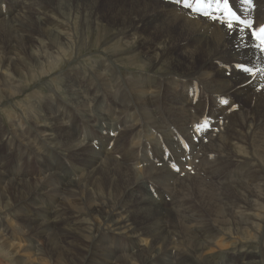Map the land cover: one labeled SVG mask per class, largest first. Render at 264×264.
<instances>
[{
  "label": "bare ground",
  "instance_id": "bare-ground-1",
  "mask_svg": "<svg viewBox=\"0 0 264 264\" xmlns=\"http://www.w3.org/2000/svg\"><path fill=\"white\" fill-rule=\"evenodd\" d=\"M254 3L252 12L235 4L260 26L264 0ZM5 5L0 0V102L29 91L75 51L79 56L86 44L71 30L79 24L103 27L104 38L122 37L181 79L164 88L161 78L128 75L97 59L70 67L67 101L56 92L43 101L27 94L23 117L0 129V213L22 204V219L11 223L26 241L16 244L0 228V253L35 254L22 264H39L44 252L53 264H264V74L238 67L264 69L251 35L166 0H23L9 11ZM82 66L92 74L88 86L76 81ZM201 84L210 92L201 93ZM43 115L56 122L57 136L42 139L48 126L36 124ZM194 120H210L213 131L202 129L200 139ZM33 155L37 177L26 169ZM34 192L43 199L51 192L52 201L25 209ZM229 242L230 251L206 255Z\"/></svg>",
  "mask_w": 264,
  "mask_h": 264
},
{
  "label": "rangeland",
  "instance_id": "rangeland-1",
  "mask_svg": "<svg viewBox=\"0 0 264 264\" xmlns=\"http://www.w3.org/2000/svg\"><path fill=\"white\" fill-rule=\"evenodd\" d=\"M12 1L15 3V6L13 5ZM17 1H23V0H6L5 9L8 8L7 11H9L11 8H16ZM71 30H72V34H73V40L74 41L84 40L85 44H86L85 45L86 49H84L82 51V53L79 54V56L77 55V51H75L71 57H68L66 60H63L60 63L59 67L51 75H48L42 81H38L37 84H35L31 89H29V91L27 90L24 93H22V95L20 97H17L14 99H8L6 101L3 100L0 102L1 103L0 104V129L4 128L3 129L4 132L8 131V129L11 127L10 122H9L10 117H16V116L23 117V111L21 110L22 109L21 106L24 104L27 94L33 95L36 98H39L41 101H43L46 99L47 96H50L53 94V92H56L64 101H67L68 100V96H67L68 91L66 89L67 79L65 76H66L67 72L69 71L70 67L77 68V65L79 62H81V63L85 62V61L90 62V60H97V59L101 62H103V61H109L111 63L114 62L116 65L120 66L119 69L122 70V72L125 74L131 75L134 73V74H141L143 76L149 75V77L152 80H156L159 78L163 79L164 80L163 81L164 82V88L167 86V84L177 82L178 80L181 79V77L179 76V75H181L180 72H178L176 70H172V69L167 70L165 67H163L166 64L163 63L162 60H161V62L158 60L160 63H156L155 61L148 60V58L145 56V53H142V51L138 50L135 45L130 44L128 42L126 43L122 37L114 38L112 35V36H108V37L104 38V37L100 36V34L103 31V27L96 28V29L88 28L85 30V28H83L82 25L79 24L76 28H72ZM105 33H107V31H105ZM99 41L107 44V48L109 50H106V48L98 47L97 43H99ZM90 43H93L92 47H88V46H90ZM112 50L118 52L120 55H115L113 53H110V52H112ZM137 57H139L140 59H138ZM143 62H147V64H152V66H147V67L141 66V63H143ZM154 66H156V68H154ZM196 66H199V63ZM87 68H88V66H82L80 68V70L84 76L76 77V81L82 83L84 86H88V81L90 80L89 77L92 76V74L89 72V70H87ZM159 68L160 69H166V70L161 72V70ZM58 84H61L62 88H59V86H57ZM200 88H201V93L205 92V91L210 92L202 84H201ZM180 89L181 88H179L177 86L174 89V91L172 92V94L174 95ZM184 93H186L188 100H190L191 97L189 95L188 90L184 91ZM255 96L256 95H254V97ZM43 98H45V99H43ZM119 98H121V95L120 94L116 95V99L119 100ZM4 99H6V98L4 97ZM251 103L253 104V100H251ZM130 109H132V108L129 107L128 111ZM53 116L56 117L55 115H53ZM27 117H28L27 118L28 122H30L29 119L31 117L28 116V113H27ZM43 117L38 119V121H37L38 124H36V125H41L44 122V126H48V128L46 130H44V134L42 135V139H44V138L48 139L51 136H53V137L57 136V133L55 132L56 122L54 120L52 121V120L47 119L48 117H46L45 115H43ZM113 121H114V119L111 120L110 125H114ZM196 124H197V122L194 120V125H196ZM30 126H33V125H30ZM112 133H113V135L116 134V132H112ZM108 134H111V132H109ZM53 150L54 149H52V147H51L50 152H52ZM193 151H195L194 146H193ZM35 160H36V157L34 155L31 157V159L26 157L25 163H26V169L29 172L35 171V177H37L36 171L38 173V171L40 169V167H39L40 165ZM50 176H51V174L47 175V177H50ZM35 181L38 182L39 178L34 179V182ZM55 187H56V185L50 186V188H49L50 191H51V189H54ZM52 197H53L52 193L50 192V194L45 197V199H46L45 200L42 197L40 198L34 192V194H32L29 198H27L24 201V202H27L25 209H28L32 212L37 211L38 209H40L41 205H43L44 203H49V201H52V199H51ZM53 203H56V200H53ZM21 206H22V204H17L15 206H13L10 209V211L0 213V228L2 230L4 228L7 229L8 236L10 237L9 239L10 240L13 239V242H15L16 244L19 242L23 243L26 241L25 240L26 236L23 237V234L19 235L14 228L15 225L11 223V222H18L22 219L23 213H22V209H20ZM262 212H264V210ZM252 213H253V211H252ZM91 220L87 218L88 222L87 221L86 222L88 225H92L93 222ZM240 238H242V236ZM240 238H237V239H240ZM252 238H253L252 236L251 237L248 236L246 239H252ZM223 239H225V237ZM246 239L243 237V240H246ZM222 241H224V242L230 241L232 243V239H229V240L225 239ZM233 241H235V239ZM230 242H229V245L225 244L226 245L225 247L227 250L226 249H222V250L219 249L218 250L217 246H214L213 249L214 250L217 249V251H214L213 249H211L214 253H212V251L210 250V252H207L206 255L210 256L211 254L212 255L213 254H219V253L222 254V253H225L226 251H230L232 249ZM45 243H46V241L42 240V242L39 243V247L45 248ZM17 247L19 248L20 245H17ZM24 247H27L26 243L21 245L22 249ZM228 249H230V250H228ZM34 255L35 254L33 252H30V251H28L27 253L23 252L22 254H18V252H16V254L13 253L11 256L10 255H4V254L0 253V264H18V263L22 264L23 262L27 261V259L31 260ZM22 256H24V257H22ZM39 256L41 259L35 258L36 263H39L40 260L41 261L39 264H50L49 262H51V264H53V262H55V260H53L49 254H47V252H44V254L39 255ZM48 259H50V260L48 261ZM95 259L99 260V257H95Z\"/></svg>",
  "mask_w": 264,
  "mask_h": 264
},
{
  "label": "snow or ice",
  "instance_id": "snow-or-ice-1",
  "mask_svg": "<svg viewBox=\"0 0 264 264\" xmlns=\"http://www.w3.org/2000/svg\"><path fill=\"white\" fill-rule=\"evenodd\" d=\"M174 3L182 5L185 9H190L193 12H197L200 15H203L205 18L212 19L214 21H217V17L213 14L217 9L221 10L226 15H232L229 8V0H173ZM250 0H245V3H249ZM237 20L235 16H233L232 20H225L220 22L227 23V27L229 30H232L234 27L233 21ZM239 23L244 24L245 27L252 28L253 24L249 20L247 22L245 21H239ZM243 31V29H241ZM259 34L257 32H252L251 36L252 39L258 40V46L259 50L262 54H264V26L259 27L258 30ZM242 70V74H248L251 76H255L257 72H260L261 74H264V69H261L257 66L256 71H253L251 68H246L241 66H238ZM207 122H204L201 126L197 128V131H201L204 128H207Z\"/></svg>",
  "mask_w": 264,
  "mask_h": 264
}]
</instances>
